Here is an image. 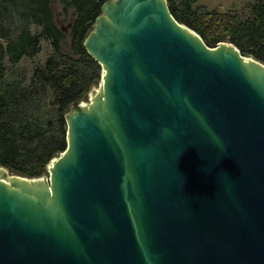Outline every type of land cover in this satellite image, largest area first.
<instances>
[{
	"label": "water",
	"instance_id": "95a60500",
	"mask_svg": "<svg viewBox=\"0 0 264 264\" xmlns=\"http://www.w3.org/2000/svg\"><path fill=\"white\" fill-rule=\"evenodd\" d=\"M84 48L101 80L66 150L0 167V264H264V64L167 0L107 1Z\"/></svg>",
	"mask_w": 264,
	"mask_h": 264
},
{
	"label": "trees",
	"instance_id": "16d2710c",
	"mask_svg": "<svg viewBox=\"0 0 264 264\" xmlns=\"http://www.w3.org/2000/svg\"><path fill=\"white\" fill-rule=\"evenodd\" d=\"M107 1L0 0V167L23 178H40L66 150V114L86 101L101 80V67L84 41ZM167 3L173 18L206 46L230 44L264 64V0H250L244 11L225 14L203 12L193 7V0ZM57 4L62 17L72 16L69 33L57 24ZM40 37L53 54L27 81L18 65L39 55Z\"/></svg>",
	"mask_w": 264,
	"mask_h": 264
},
{
	"label": "rangeland",
	"instance_id": "374dc122",
	"mask_svg": "<svg viewBox=\"0 0 264 264\" xmlns=\"http://www.w3.org/2000/svg\"><path fill=\"white\" fill-rule=\"evenodd\" d=\"M250 0H193V7L199 8L203 12L217 11L220 14L239 12L247 9ZM62 7L60 5L55 6L56 21L58 26L65 32L69 33L68 26L72 16L64 18L61 16ZM73 12L70 11V15ZM40 32V30H37ZM40 53L32 60H24L19 65L20 71H23L26 75L27 81L31 78L32 72L37 68L41 67L48 57L53 54L51 45L43 37H40ZM85 102V101H83ZM47 176V173H45ZM44 175V176H45Z\"/></svg>",
	"mask_w": 264,
	"mask_h": 264
}]
</instances>
